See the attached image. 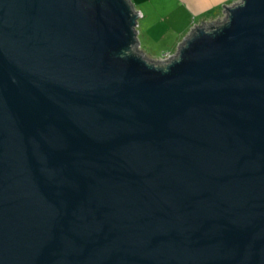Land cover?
I'll use <instances>...</instances> for the list:
<instances>
[{"label": "water", "instance_id": "1", "mask_svg": "<svg viewBox=\"0 0 264 264\" xmlns=\"http://www.w3.org/2000/svg\"><path fill=\"white\" fill-rule=\"evenodd\" d=\"M130 0H0V264H264V0L165 60Z\"/></svg>", "mask_w": 264, "mask_h": 264}, {"label": "crops", "instance_id": "2", "mask_svg": "<svg viewBox=\"0 0 264 264\" xmlns=\"http://www.w3.org/2000/svg\"><path fill=\"white\" fill-rule=\"evenodd\" d=\"M133 7L141 14L143 26L149 29L155 18L149 15L164 14L171 25L185 21L186 31L191 21L195 25L208 24L216 21L223 13L224 7L237 0H131ZM150 17V18H149ZM159 18V19H161ZM143 53V52H142ZM144 54V53H143ZM145 55V54H144ZM146 56V55H145Z\"/></svg>", "mask_w": 264, "mask_h": 264}, {"label": "rangeland", "instance_id": "3", "mask_svg": "<svg viewBox=\"0 0 264 264\" xmlns=\"http://www.w3.org/2000/svg\"><path fill=\"white\" fill-rule=\"evenodd\" d=\"M131 4H133L132 1ZM149 16L154 17L155 19L153 21L157 23H153L149 29H146L143 26L144 20L138 19L136 30L138 34V43L141 45V51L146 57L152 60L159 59L163 53L168 52L173 54L178 44L194 27L193 25L198 22L191 21L186 31V29H184L185 21L177 22L173 27L167 19L161 18L164 17L163 13Z\"/></svg>", "mask_w": 264, "mask_h": 264}, {"label": "built area", "instance_id": "4", "mask_svg": "<svg viewBox=\"0 0 264 264\" xmlns=\"http://www.w3.org/2000/svg\"><path fill=\"white\" fill-rule=\"evenodd\" d=\"M172 55H173V54L168 53V52H167V53H163V54L160 56V58L157 59V60H159V61H165V60L169 59Z\"/></svg>", "mask_w": 264, "mask_h": 264}]
</instances>
